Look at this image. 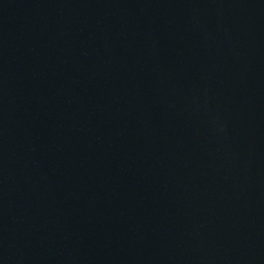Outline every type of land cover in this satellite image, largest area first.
<instances>
[{
    "label": "water",
    "instance_id": "95a60500",
    "mask_svg": "<svg viewBox=\"0 0 264 264\" xmlns=\"http://www.w3.org/2000/svg\"><path fill=\"white\" fill-rule=\"evenodd\" d=\"M0 264H264V0H0Z\"/></svg>",
    "mask_w": 264,
    "mask_h": 264
}]
</instances>
